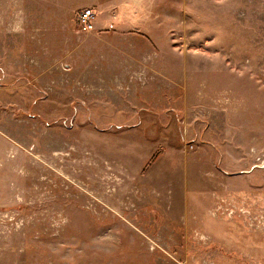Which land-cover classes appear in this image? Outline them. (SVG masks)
I'll return each mask as SVG.
<instances>
[{
  "label": "rangeland",
  "instance_id": "1",
  "mask_svg": "<svg viewBox=\"0 0 264 264\" xmlns=\"http://www.w3.org/2000/svg\"><path fill=\"white\" fill-rule=\"evenodd\" d=\"M0 264H264V0H0Z\"/></svg>",
  "mask_w": 264,
  "mask_h": 264
},
{
  "label": "built area",
  "instance_id": "2",
  "mask_svg": "<svg viewBox=\"0 0 264 264\" xmlns=\"http://www.w3.org/2000/svg\"><path fill=\"white\" fill-rule=\"evenodd\" d=\"M96 14L91 8H83L76 14L77 29L80 32H90L94 29Z\"/></svg>",
  "mask_w": 264,
  "mask_h": 264
},
{
  "label": "crops",
  "instance_id": "3",
  "mask_svg": "<svg viewBox=\"0 0 264 264\" xmlns=\"http://www.w3.org/2000/svg\"><path fill=\"white\" fill-rule=\"evenodd\" d=\"M81 9H83V8H81ZM81 9H80V10H81ZM94 27H95V26H94Z\"/></svg>",
  "mask_w": 264,
  "mask_h": 264
}]
</instances>
